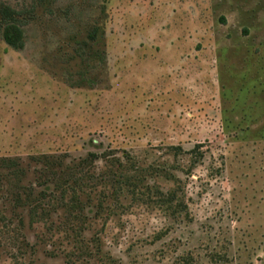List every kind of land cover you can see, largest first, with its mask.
Returning a JSON list of instances; mask_svg holds the SVG:
<instances>
[{"label":"rangeland","instance_id":"obj_1","mask_svg":"<svg viewBox=\"0 0 264 264\" xmlns=\"http://www.w3.org/2000/svg\"><path fill=\"white\" fill-rule=\"evenodd\" d=\"M1 4L0 264H264V0Z\"/></svg>","mask_w":264,"mask_h":264},{"label":"trees","instance_id":"obj_2","mask_svg":"<svg viewBox=\"0 0 264 264\" xmlns=\"http://www.w3.org/2000/svg\"><path fill=\"white\" fill-rule=\"evenodd\" d=\"M19 12L12 9L7 5H0V32L4 40L11 46L15 48H22L24 45V29L22 25L19 23L18 16ZM94 34V33H93ZM43 195L44 193H40ZM15 195H12V197ZM63 197V195H62ZM14 202L20 201V196H16L14 198ZM78 197H74V202L77 201ZM17 206V203H14ZM36 214V212L34 213ZM21 249L27 250L28 246H31L29 243H21ZM19 248V249H20Z\"/></svg>","mask_w":264,"mask_h":264}]
</instances>
